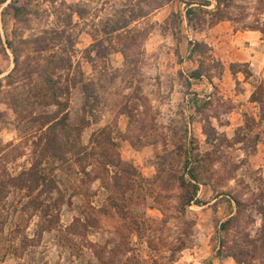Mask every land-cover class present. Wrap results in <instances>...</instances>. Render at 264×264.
<instances>
[{
    "label": "rangeland",
    "instance_id": "1",
    "mask_svg": "<svg viewBox=\"0 0 264 264\" xmlns=\"http://www.w3.org/2000/svg\"><path fill=\"white\" fill-rule=\"evenodd\" d=\"M204 1L0 4V264H264V60L188 90ZM221 9L264 31V0Z\"/></svg>",
    "mask_w": 264,
    "mask_h": 264
},
{
    "label": "crops",
    "instance_id": "2",
    "mask_svg": "<svg viewBox=\"0 0 264 264\" xmlns=\"http://www.w3.org/2000/svg\"><path fill=\"white\" fill-rule=\"evenodd\" d=\"M210 2L200 4L202 8H208L207 14L213 17L210 12L217 10V0H209ZM215 2V4H214ZM215 5V7H213ZM189 5L184 11L180 13L182 22V34L184 40L186 39L188 43H202L210 48V54L212 58L222 65L223 72L220 74V78L227 79V71L232 70L236 65H249V67L259 66L260 61L264 60V54L261 51V43L264 42V33L261 28H253L244 30L240 32L236 30L235 27L231 25V18H226L218 22H209L203 27L196 24L194 20H190L187 14L188 8H192ZM214 8V9H212ZM161 9H166L163 6L159 7L157 11ZM163 11V10H162ZM172 14V13H171ZM147 16V15H146ZM144 17V16H143ZM142 17V18H143ZM206 28V29H205ZM180 56V52L177 53ZM201 56L197 54H192V50H188L184 53L182 50L181 61L179 66L183 68L185 72V66L191 68L190 74L187 75L189 82L188 90L193 87L199 96L211 91L213 82L215 78L211 80L207 76H202L199 79L192 78L191 72L197 70L201 64ZM186 74V73H185ZM236 76L237 72H233ZM198 84V85H197ZM219 264H235L234 260L230 257L223 258L218 261Z\"/></svg>",
    "mask_w": 264,
    "mask_h": 264
},
{
    "label": "trees",
    "instance_id": "3",
    "mask_svg": "<svg viewBox=\"0 0 264 264\" xmlns=\"http://www.w3.org/2000/svg\"><path fill=\"white\" fill-rule=\"evenodd\" d=\"M7 0H0V4H5ZM228 2L229 0H218L217 2V10L214 11V12H210V14L213 16L212 17V21L213 22H218L220 20H223V19H226V18H229V16L227 15V13H225L223 11V9H221V4L222 2ZM210 1H204V3H209ZM26 2H23L21 4H19L17 1H11L9 2L4 8H3V11H2V15L4 16H10L16 20H19L21 19V17L27 13V9H26ZM187 14H188V17L190 20H194L193 19V15L196 14V11L195 9H192V8H188L187 10ZM226 14V15H225ZM215 18V19H213ZM215 20V21H214ZM262 30V29H261ZM262 32L264 33V31L262 30ZM204 47L207 49V57L204 59L203 57V54L205 53L206 50H204ZM192 50V54H197V55H200L202 58H201V64H200V67L197 69V70H194L191 72V77L192 78H196V79H199L201 78L202 76H207L210 80L213 78V75L211 73V71L209 72L208 71V68L204 67V60L206 59H211L212 61H214L212 64H217L218 67H220V72L219 74H221L223 72V69H222V65L217 62L216 60H214L212 58V55L210 54V48L202 43H194L193 44V48L191 49ZM236 72V71H235ZM253 101H256V99H253ZM189 174H190V178L192 181H194V183L192 181H188V180H184L183 181V185L186 187V189L189 191V198H188V204H190L191 202H193L195 199H196V196L198 194V187L199 185L196 184V180H197V175H196V170L195 168H190L188 170Z\"/></svg>",
    "mask_w": 264,
    "mask_h": 264
}]
</instances>
